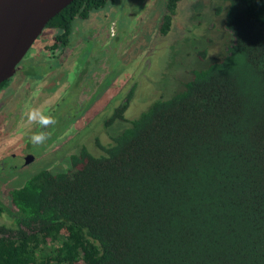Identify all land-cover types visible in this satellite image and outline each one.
<instances>
[{
  "label": "trees",
  "instance_id": "16d2710c",
  "mask_svg": "<svg viewBox=\"0 0 264 264\" xmlns=\"http://www.w3.org/2000/svg\"><path fill=\"white\" fill-rule=\"evenodd\" d=\"M216 1L222 54L96 142L99 154L82 146L0 198V264H264V0ZM115 2L72 0L44 27L50 49ZM177 2L165 1L162 35Z\"/></svg>",
  "mask_w": 264,
  "mask_h": 264
},
{
  "label": "rangeland",
  "instance_id": "374dc122",
  "mask_svg": "<svg viewBox=\"0 0 264 264\" xmlns=\"http://www.w3.org/2000/svg\"><path fill=\"white\" fill-rule=\"evenodd\" d=\"M106 6L92 11L86 19L74 20L65 52L66 54L71 51L68 56H62L61 60L58 56L47 59L43 54H37L35 45L39 43H35L19 62L30 75L33 71L45 72L49 63H72L85 68L84 71L70 66L61 68L73 70L60 84L58 92L49 97H38L34 82H30L33 87L21 98L23 104L20 106V115L27 107H39L53 116L56 123L48 129L49 141L45 147L32 145L30 152L36 155V159L25 166L16 168L12 165L13 168L10 169V162L18 165L23 163L21 152L14 149V144H7L5 149L14 152L19 158L7 159L10 156L7 153L5 159L2 147L4 145H0V198L4 202L8 201L9 190L22 185L31 173L41 168H62L69 154L76 153L80 146L83 145L92 154H99L101 149L96 142L107 145L111 142V137L125 127L128 120L135 117L150 101L173 91L178 82L188 76L189 69L197 61L222 54L231 42V37L223 26V11H216V0H178L169 31L165 35L158 32L165 10V0H116L114 4ZM49 34L51 33L46 32L45 37L52 38V34ZM32 57L38 62L31 67L29 61ZM91 68H94L93 72L89 71ZM115 77L118 80L113 87V96L105 103L96 104L97 111L100 109L101 113L92 120L90 129L71 132L70 122L80 111V108L72 109L77 96H84L85 88L91 87L86 96L89 95L87 100L93 101ZM93 79L101 80L94 95ZM131 90L133 92L130 93L124 119H117L105 125L104 129L98 128L101 117L104 115L108 118L112 109L120 105ZM104 93L98 99H102ZM14 108L19 109L16 100L9 102L3 110L4 119L0 114V124L6 128L3 134L9 130L11 136L17 137L21 131L16 124L12 125L16 117ZM77 121L82 124L84 119ZM60 141L61 144L54 150V146ZM4 220L0 217V221Z\"/></svg>",
  "mask_w": 264,
  "mask_h": 264
},
{
  "label": "flooded vegetation",
  "instance_id": "af4514ba",
  "mask_svg": "<svg viewBox=\"0 0 264 264\" xmlns=\"http://www.w3.org/2000/svg\"><path fill=\"white\" fill-rule=\"evenodd\" d=\"M43 30H45V31H44L42 38H41V34H42L41 33L35 39V41L32 43V45L30 46V48H31L35 43H39L38 45H35V48L38 51L37 54H43L45 56V58H47V59H53L56 56H58L61 60L62 56H68L71 53V51H69L65 54V52L68 49L69 43L64 47H55L54 50L50 49L51 47H53V44H54L52 41L53 39L49 38V37H45V34H46V32H49L52 34V31H49V30L44 29V28H43ZM51 34H49V36ZM111 34H112V31H111ZM57 60H59V59H57ZM29 62H31V67H32V66H34L35 62H38V61L34 60L32 57V59ZM42 64L46 65V63H42ZM68 66L73 67V68L82 69V71H84V68H85V67L80 68L79 64H72V63H68V64L67 63L66 64L49 63V66L45 70V72L40 73L39 71H37L34 73V71H33V73L30 75L28 73L27 69L24 68L25 66H22V65H20V63H18L15 66L14 74L12 76H10L8 79L4 80V81H6V83L4 85L0 86V114L3 115L2 119H4L3 110L7 107V104L9 102H11L12 100H16L17 101V107L19 106V109L14 108V112L16 114V117H14V121L12 124V125L16 124L19 131H21L18 133L17 137L11 136V132H9V130H6V133L3 134V131L6 128L2 127V123L0 124V145H4V146H2V147H4L3 158L6 159V156H8L7 153L10 155V156H8L9 158H7V159L17 160L19 158V156H17L14 152H10L9 149H7V150L5 149V148H7V147H5L7 144H8L7 146L14 144L15 145L14 149L21 152V155L23 157V163L21 165H18L17 163L10 162L11 163L10 169L13 167L17 168V167H21L23 165L25 166L26 164L31 163V162L35 161V159H36V155L34 153L30 152L32 150L31 147L34 144H32L30 142L29 137H30L32 132L39 131L40 129H39V126H37V125H29L27 123L25 117H24V113L22 115H20L19 111H20V106L23 104L21 102V98H22L23 94L24 93L28 94V90H30L31 87H33V86H30V82L33 81L34 82V89L36 91L35 93L38 94V97H43V96L49 97L50 95H55L58 92V88H59L60 84L65 81L66 77L68 76V73L71 70H73V68L68 69V70H66V69L61 70V68L68 67ZM93 69L94 68H91V70L89 69V71L93 72ZM116 78L117 77H115V79L112 82H110V84L108 86H106L97 96H95L93 101L87 100L89 95L86 96V93L91 91V87L85 88V95L84 96H81V97L77 96L76 100L73 102L72 109L80 108V111L78 114L73 116V118L70 122L71 125L69 127L71 129V132L77 133L78 131L85 129V128L90 129V124H91L92 120L96 116H98L99 113H101L99 111L100 109L97 111L96 104L97 103H105V101L111 100V98L113 96V89H114L113 87L117 84V80H118V78L117 79ZM90 79H92V77H90ZM4 81H2V82H4ZM78 81H79V79H78ZM100 81H101L100 79L99 80H97V79L92 80V84L94 86V88L92 90V92H93L92 95H94V92L96 90H98ZM79 84H80V82H79ZM79 89H81V88H79ZM20 92L22 93V95H20ZM103 93H104L103 98L98 99L99 96L102 95ZM20 102H21V104H20ZM101 110L103 111L104 109H101ZM113 110L114 109H112V112H113ZM9 113H10V110L8 111V115H9ZM47 114H49V113H47ZM82 118L84 119V122L82 124H78L79 121H77V120L82 119ZM106 119H107L106 116L103 115L101 117V120H100L101 123L97 124V127L104 129L105 125H106V123H105ZM24 124H26V125L23 126ZM48 129H46L45 131H47L50 134V131H48ZM70 135H73V134H70ZM20 140H22V141L20 142ZM48 141H49V139L44 144L35 145V146H37V147L44 146L45 147V145L47 144ZM61 142L62 141H60L57 144V146H54V150H56L58 148V145H60ZM23 143H25V144H23ZM82 146H80V147H82ZM12 165H13V167H12ZM2 167L5 168L4 166H2Z\"/></svg>",
  "mask_w": 264,
  "mask_h": 264
},
{
  "label": "water",
  "instance_id": "95a60500",
  "mask_svg": "<svg viewBox=\"0 0 264 264\" xmlns=\"http://www.w3.org/2000/svg\"><path fill=\"white\" fill-rule=\"evenodd\" d=\"M71 1L0 0V83L14 74L50 18Z\"/></svg>",
  "mask_w": 264,
  "mask_h": 264
},
{
  "label": "clouds",
  "instance_id": "9594fccd",
  "mask_svg": "<svg viewBox=\"0 0 264 264\" xmlns=\"http://www.w3.org/2000/svg\"><path fill=\"white\" fill-rule=\"evenodd\" d=\"M24 117L29 125H37L40 129L31 133L30 142L34 145L44 144L49 138V133L45 130L55 125V118L39 107H27Z\"/></svg>",
  "mask_w": 264,
  "mask_h": 264
}]
</instances>
